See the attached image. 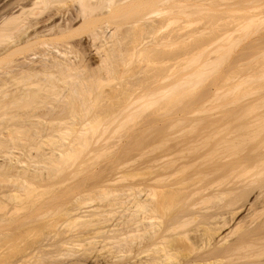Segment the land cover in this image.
<instances>
[{
	"label": "bare ground",
	"instance_id": "bare-ground-1",
	"mask_svg": "<svg viewBox=\"0 0 264 264\" xmlns=\"http://www.w3.org/2000/svg\"><path fill=\"white\" fill-rule=\"evenodd\" d=\"M4 255L264 264V0H0Z\"/></svg>",
	"mask_w": 264,
	"mask_h": 264
},
{
	"label": "rangeland",
	"instance_id": "rangeland-1",
	"mask_svg": "<svg viewBox=\"0 0 264 264\" xmlns=\"http://www.w3.org/2000/svg\"><path fill=\"white\" fill-rule=\"evenodd\" d=\"M242 90H243V88H241L240 89V91L242 92ZM238 92L239 93V95L238 96H240L241 94L243 95V92L241 93V92ZM245 92V91H244ZM241 93V94H240ZM237 96V97H238ZM241 97V96H240ZM242 98V97H241ZM238 99V98H237ZM241 100V99H240ZM217 102V101H216ZM219 102H222V100L220 101L219 100ZM241 101H238V106L239 105H242L243 104V100H242V103H240ZM237 103V102H236ZM240 103V104H239ZM215 104H217V103H215ZM219 104V103H218ZM237 105V104H236ZM236 105H232L230 108L232 109V107H233V109H234V106H236ZM237 106V107H238ZM226 108H228V107H226ZM225 108V109H226ZM230 111V110H229ZM114 152V151H113ZM115 152H116V150H115ZM118 153V152H117ZM107 158H108V156L105 158L106 160H107ZM106 160H104V162H103V165L105 164V163H107L106 162ZM103 161V160H102ZM102 163V162H101ZM101 163L99 162V166L101 165ZM102 165V166H103ZM107 165V164H106ZM94 169H96V168H100V167H102V166H100V167H98V162L97 163H95L94 164ZM105 166V165H104ZM117 170V169H116ZM116 172V171H115ZM75 178V179H74ZM72 179H74V180H72V184H73V182H75V180H76V177H73ZM117 184H118V182L117 181H112V182H110V183H107V186L108 187H113L114 186V188L117 186ZM46 194V193H45ZM60 213V212H59ZM60 215H62L61 213H60ZM60 215H58V216H60ZM61 218L63 217V216H60ZM38 232H40L41 233V231H38ZM38 232L36 233V234H38ZM45 232H46V230H45ZM44 231H43V233H45ZM39 233V234H40ZM42 233V234H43ZM34 237H35V234L33 235ZM40 235H38V237H39ZM36 238H37V236H36ZM12 245V244H11ZM11 245H9V246H7V249L9 250V252H8V254H7V252H6V257L8 258V259H10V257L9 256H13V254L14 255H16V253L18 252H20L21 250H23V247H22V245L20 246V245H18L17 243L15 244V246H17V247H14L13 246V248L11 247L10 249L8 248V247H10ZM69 248V249H68ZM66 247V249H64V247L62 248L63 250H62V253L63 254H61L60 256H58V260H63V259H65V257H68L69 255H67L66 253H67V251L69 252V251H71V253H72V247ZM41 251H48L49 249L47 248V247H40L39 248ZM7 251V250H6ZM71 253H69V254H71ZM1 255H3V254H1ZM17 256V255H16ZM5 257V255L2 257V256H0V260L3 258V260H2V262H4L5 260V263L4 264H6V263H8L9 264V262H7L8 261V259H6V258H4ZM12 258H16V257H11V260H12ZM10 260V261H11ZM48 260V259H47ZM13 261V260H12ZM0 264H3V263H1V261H0Z\"/></svg>",
	"mask_w": 264,
	"mask_h": 264
}]
</instances>
